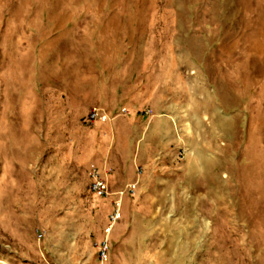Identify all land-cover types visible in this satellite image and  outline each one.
Returning a JSON list of instances; mask_svg holds the SVG:
<instances>
[{"label": "rangeland", "instance_id": "374dc122", "mask_svg": "<svg viewBox=\"0 0 264 264\" xmlns=\"http://www.w3.org/2000/svg\"><path fill=\"white\" fill-rule=\"evenodd\" d=\"M86 33L109 47L84 51ZM86 54L129 86L159 76L175 119L105 262V199L77 160L94 127L40 87L59 92ZM126 259L264 264V0H0V264Z\"/></svg>", "mask_w": 264, "mask_h": 264}, {"label": "crops", "instance_id": "0c3cea01", "mask_svg": "<svg viewBox=\"0 0 264 264\" xmlns=\"http://www.w3.org/2000/svg\"><path fill=\"white\" fill-rule=\"evenodd\" d=\"M71 36L73 37L74 34ZM90 36H92L90 33H86L78 37L86 40L78 44L85 49L84 51L89 52L88 49L92 50L95 47L97 49L109 47L108 43L99 40L90 41L93 39ZM54 37L62 41V45H68L63 41L69 39V33L49 32L45 34V38L54 39ZM84 58L81 74L78 73L73 77L66 70V75L64 74L60 80L59 92L52 90L48 83H44L40 86L44 88L45 93L41 97L51 94L52 98L60 99L68 105L69 114L73 119H81L83 124L94 127L90 133V142L84 145V153L87 154L77 160L86 172L89 192L95 197L105 199L102 201L103 208L99 210L102 222H104L99 241L106 238L109 240V252L106 259L100 258L99 251L95 247L98 258L105 262L109 259L113 247L112 238L117 237L122 224L117 222L111 226L112 202L92 190L91 171L94 167H98L106 175L114 192H125L122 197L121 219L126 200L138 190L142 180L141 172L148 171L154 165L159 153L166 152L168 146L171 145L172 141L168 135L174 131L175 119L159 110V105L165 101L167 92L162 82L158 87L152 85V77L158 79L159 76L147 73L138 84L129 86L124 80L111 79L109 66L103 65V67L98 64L93 56L86 54ZM100 67H102L101 70ZM156 68H159V65H156ZM159 71L163 70L156 69V72ZM107 72L108 74H105ZM37 86V82L28 85L32 95H29L30 97L36 98ZM149 108L153 110V114H147L146 111ZM93 110H98L104 118L91 120L89 115ZM113 198L116 199L117 196ZM67 260V263H71L72 259ZM125 264H132L131 259H126Z\"/></svg>", "mask_w": 264, "mask_h": 264}, {"label": "built area", "instance_id": "2783aa9c", "mask_svg": "<svg viewBox=\"0 0 264 264\" xmlns=\"http://www.w3.org/2000/svg\"><path fill=\"white\" fill-rule=\"evenodd\" d=\"M146 112L147 114H151L150 110H147ZM89 116L91 120H100L104 118V116L98 110L91 111ZM90 176L91 188L93 191L98 192L107 198L117 196L113 202V212L110 215L111 226H113L120 219L122 212V197L124 196L125 192H114L110 187L106 175L98 167H94L92 169ZM95 247L99 251L100 258L106 259L109 252V240L106 238L103 241L96 242Z\"/></svg>", "mask_w": 264, "mask_h": 264}]
</instances>
